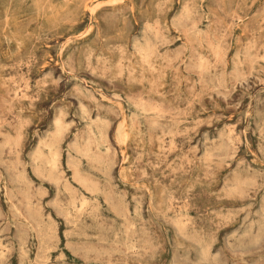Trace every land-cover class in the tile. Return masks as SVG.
Segmentation results:
<instances>
[{
	"label": "rangeland",
	"instance_id": "374dc122",
	"mask_svg": "<svg viewBox=\"0 0 264 264\" xmlns=\"http://www.w3.org/2000/svg\"><path fill=\"white\" fill-rule=\"evenodd\" d=\"M0 258L264 264V0H0Z\"/></svg>",
	"mask_w": 264,
	"mask_h": 264
},
{
	"label": "bare ground",
	"instance_id": "6f19581e",
	"mask_svg": "<svg viewBox=\"0 0 264 264\" xmlns=\"http://www.w3.org/2000/svg\"><path fill=\"white\" fill-rule=\"evenodd\" d=\"M139 43V42H138ZM139 46V45H138ZM145 51H146V49H145ZM150 52V51H149ZM151 113V112H150ZM158 117V116H157ZM156 125V124H155ZM96 140V139H95ZM101 140V139H100ZM12 141V140H11ZM98 141V140H97ZM107 143V142H106ZM105 143V144H106ZM75 148V147H74ZM223 149V148H222ZM51 153V152H50ZM79 152H77V154H78ZM53 154V153H52ZM50 155V154H49ZM54 155V154H53ZM56 155V154H55ZM58 158V157H57ZM53 160L55 159V157L54 158H52ZM56 160V159H55ZM42 162H43V160H42ZM79 162V161H78ZM78 162H76V163H78ZM47 163H49V162H47ZM74 163V162H73ZM51 164V163H50ZM54 164V163H53ZM55 164H56V162H55ZM54 164V165H55ZM53 165V166H54ZM79 165H80V163H79ZM51 166V165H50ZM49 166V167H50ZM52 166V167H53ZM55 167V168H54ZM53 168L54 169H56V166H54ZM38 171V170H37ZM40 173V172H39ZM42 174V173H41ZM43 176V175H42ZM50 177V176H49ZM48 177V178H49ZM50 179H51V177H50ZM57 182V181H56ZM58 183V182H57ZM85 185V184H84ZM87 186V185H86ZM90 187V186H89ZM27 188V187H26ZM69 193V192H68ZM90 194V193H89ZM27 200V199H26ZM125 200V199H124ZM27 202V201H26ZM55 204V203H54ZM81 207V206H80ZM83 210V209H82ZM33 215V214H32ZM79 215V214H78ZM83 215V214H82ZM69 216V215H68ZM66 217V216H65ZM31 218V217H30ZM67 218V217H66ZM69 218V217H68ZM30 220V219H29ZM41 220V219H40ZM50 220V219H49ZM75 221V220H74ZM36 222V221H35ZM18 223V222H17ZM17 226V225H16ZM182 226V225H181ZM184 226V225H183ZM186 227V226H185ZM178 228V227H177ZM180 229V228H179ZM185 229V228H184ZM53 230V229H52ZM108 230H110V229H108ZM50 231V230H49ZM53 231H55V230H53ZM113 231V230H112ZM179 231V230H178ZM185 231V230H184ZM182 231H180V233H181ZM41 235V234H40ZM185 238V237H184ZM108 241V240H107ZM137 244V243H136ZM28 245V244H27ZM38 250V249H37ZM41 250V249H40ZM51 250V249H50ZM114 250H116V249H114ZM40 252H42V251H40ZM2 253V252H1ZM205 253V252H204ZM88 254H89V252H88ZM236 254V253H235ZM204 255V254H203ZM2 256V255H1ZM208 256V255H207ZM200 257H201V255H200ZM209 257V256H208ZM214 257V256H213ZM204 258V257H203ZM1 259V258H0ZM7 260V259H6ZM2 263V262H1ZM205 264V263H204ZM208 264V263H207Z\"/></svg>",
	"mask_w": 264,
	"mask_h": 264
}]
</instances>
